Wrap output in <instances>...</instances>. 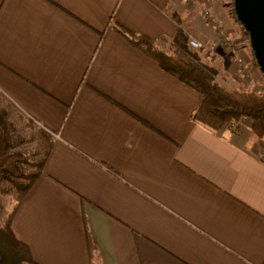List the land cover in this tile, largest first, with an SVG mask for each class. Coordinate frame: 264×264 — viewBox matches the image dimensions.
<instances>
[{
  "label": "crops",
  "instance_id": "obj_1",
  "mask_svg": "<svg viewBox=\"0 0 264 264\" xmlns=\"http://www.w3.org/2000/svg\"><path fill=\"white\" fill-rule=\"evenodd\" d=\"M117 27L165 53L178 30L242 35L221 0H0V100L49 138L13 236L34 264H264L261 138L247 119L193 121L201 96ZM199 55L216 84L246 89L247 45L221 67Z\"/></svg>",
  "mask_w": 264,
  "mask_h": 264
},
{
  "label": "trees",
  "instance_id": "obj_2",
  "mask_svg": "<svg viewBox=\"0 0 264 264\" xmlns=\"http://www.w3.org/2000/svg\"><path fill=\"white\" fill-rule=\"evenodd\" d=\"M230 15L247 36L235 19L232 3ZM116 30L130 45L154 60L163 71L201 96V103L191 116L193 121L217 131L224 126H232L241 119H247L250 122L251 133L257 138L264 137V88L261 92L255 93L242 87L227 89L216 84L214 81L216 70L202 61L199 50L190 49L188 38L180 30L171 40L170 53L156 49L153 41L144 36L133 34L120 27ZM251 59L256 66L252 53ZM37 133L42 153L40 160L35 163L34 172L18 174L15 165L19 161L15 159L16 157L0 155V181H9L16 190L13 195L16 204L0 222V264L22 262L34 264L27 247L13 236L10 224L20 197L40 174L43 161L48 154L49 145H46L49 140L48 135L40 130ZM17 174L18 176H15Z\"/></svg>",
  "mask_w": 264,
  "mask_h": 264
},
{
  "label": "rangeland",
  "instance_id": "obj_3",
  "mask_svg": "<svg viewBox=\"0 0 264 264\" xmlns=\"http://www.w3.org/2000/svg\"><path fill=\"white\" fill-rule=\"evenodd\" d=\"M221 1H226L227 8L229 9L230 13L232 0ZM220 7L221 9H224V7ZM233 24L236 28L240 29L234 20ZM219 30L224 32L227 46L223 45L221 39L217 37V33L215 42H212L211 44L207 43V45H204V43H200L199 41L195 40L201 44L209 58L212 59L211 62L213 65L221 67L226 53H230L232 50L237 48L241 50V47H243L244 44L245 46H248L249 54L251 56L248 36H245L241 29L239 30V33L242 35L238 34V37H240L238 39L236 37L232 38L230 36V32L226 31L224 28H220ZM237 41L242 43V45L240 44V46H238L239 44ZM190 49L194 50L191 47ZM246 53L248 54L247 48ZM247 54H238L234 60H232L233 63H231V66H239L244 64L245 58H249ZM246 75L247 76L243 77V80L246 82L244 85L246 86L245 90L255 93L261 92L264 88V81L253 61L252 65L247 68ZM226 81L227 80H218L219 84H222V82ZM233 82L237 83L238 80L234 79ZM0 115V136L5 143L3 148H1L0 155H14L16 157L15 159L19 161L15 165L17 167L18 174L21 172L23 174L34 172L35 163L40 160L42 153V150L39 146L38 133H36V131L32 128L24 126L19 118L15 116L13 111L2 100H0ZM18 174L15 176H18ZM21 181H23V179H21ZM15 191L16 190L9 181H0V222L5 219L4 217L8 212L10 205L15 203V198L13 196Z\"/></svg>",
  "mask_w": 264,
  "mask_h": 264
},
{
  "label": "water",
  "instance_id": "obj_4",
  "mask_svg": "<svg viewBox=\"0 0 264 264\" xmlns=\"http://www.w3.org/2000/svg\"><path fill=\"white\" fill-rule=\"evenodd\" d=\"M232 8L247 33L250 51L264 80V0H232Z\"/></svg>",
  "mask_w": 264,
  "mask_h": 264
},
{
  "label": "built area",
  "instance_id": "obj_5",
  "mask_svg": "<svg viewBox=\"0 0 264 264\" xmlns=\"http://www.w3.org/2000/svg\"><path fill=\"white\" fill-rule=\"evenodd\" d=\"M187 3L191 4V5H195L196 3H199L203 0H185ZM217 37L219 39H221L223 45L227 46V41L225 39V35H224V32L221 31V30H218L217 31ZM188 45L189 47L193 48L194 50H199L202 48L201 44L196 42L195 40L193 39H188ZM257 157L260 158V159H263L264 158V137L261 138V141L258 145V149H257Z\"/></svg>",
  "mask_w": 264,
  "mask_h": 264
}]
</instances>
